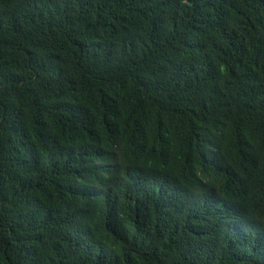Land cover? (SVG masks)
<instances>
[{
	"label": "trees",
	"instance_id": "trees-1",
	"mask_svg": "<svg viewBox=\"0 0 264 264\" xmlns=\"http://www.w3.org/2000/svg\"><path fill=\"white\" fill-rule=\"evenodd\" d=\"M0 264H264V0H0Z\"/></svg>",
	"mask_w": 264,
	"mask_h": 264
}]
</instances>
